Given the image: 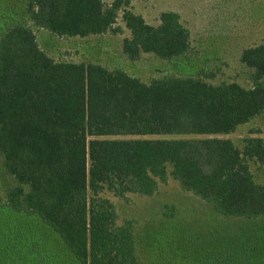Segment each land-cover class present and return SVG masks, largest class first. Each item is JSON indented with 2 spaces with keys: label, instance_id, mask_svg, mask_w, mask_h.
Masks as SVG:
<instances>
[{
  "label": "trees",
  "instance_id": "trees-1",
  "mask_svg": "<svg viewBox=\"0 0 264 264\" xmlns=\"http://www.w3.org/2000/svg\"><path fill=\"white\" fill-rule=\"evenodd\" d=\"M129 4L27 0L26 11L34 27L67 37L118 32L121 12L130 32L121 50L130 61L142 53L171 60L190 50L178 12L161 11L153 25ZM239 60L249 69L248 87L212 83L203 76L214 74L203 71L146 83L123 68L57 61L30 24L7 23L0 33V154L13 183L0 205L37 216L79 264H141L131 220L118 224L103 190L150 196L172 178L222 215L264 218V183L247 161L264 167V138L245 137L238 147L211 136L264 112V39L243 48ZM146 135L205 137H118ZM1 238L0 264H52V254L27 237L10 231Z\"/></svg>",
  "mask_w": 264,
  "mask_h": 264
},
{
  "label": "rangeland",
  "instance_id": "rangeland-1",
  "mask_svg": "<svg viewBox=\"0 0 264 264\" xmlns=\"http://www.w3.org/2000/svg\"><path fill=\"white\" fill-rule=\"evenodd\" d=\"M112 0H104L110 3ZM27 0H0V33L11 21L30 24L42 49L57 61L99 63L109 69L123 68L144 82L164 74L199 75L212 83L239 82L250 86L249 69L240 62L241 50L264 39V0H130L129 8L150 24H157L159 13L173 10L190 31V50L171 60L153 53H142L136 61L126 59L122 40L130 35L121 12L115 26L85 37L57 36L34 27L28 19ZM203 75V74H202ZM264 112L248 123L238 125L227 134L241 147L245 137L264 138ZM259 130V132H257ZM121 138H178L205 135L118 136ZM254 179L264 183V167L247 160ZM13 179L5 172L0 154V194ZM99 196L111 200L118 213V224L131 220L136 253L141 264H263L264 218L246 219L222 215L179 183L169 178L158 183L153 195L126 193L118 196L103 190ZM18 227V230L16 228ZM23 235L39 251L52 254V264H79L68 252L59 236L37 216L16 212L0 205V238L5 232ZM18 231V233H17ZM2 239V238H1Z\"/></svg>",
  "mask_w": 264,
  "mask_h": 264
}]
</instances>
